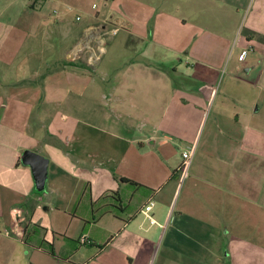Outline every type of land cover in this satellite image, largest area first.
Returning a JSON list of instances; mask_svg holds the SVG:
<instances>
[{
	"label": "crops",
	"instance_id": "crops-1",
	"mask_svg": "<svg viewBox=\"0 0 264 264\" xmlns=\"http://www.w3.org/2000/svg\"><path fill=\"white\" fill-rule=\"evenodd\" d=\"M69 1L0 0V264H264V0H133L155 29L119 14L140 56L99 68L107 15L82 36ZM27 149L55 195L31 243Z\"/></svg>",
	"mask_w": 264,
	"mask_h": 264
},
{
	"label": "rangeland",
	"instance_id": "rangeland-1",
	"mask_svg": "<svg viewBox=\"0 0 264 264\" xmlns=\"http://www.w3.org/2000/svg\"><path fill=\"white\" fill-rule=\"evenodd\" d=\"M145 2L147 1L145 0ZM145 2L144 4L142 3L136 4V2H134L133 0H70L69 1V3L71 4V7L73 8L70 13L71 14L70 19L73 20L75 23L84 24V26L80 28L82 36H86V32L84 29H85V26L88 25L87 23L88 16H87L86 11L92 8L94 12L98 11V14H101L102 17L104 15H107L105 22L101 21L97 23L95 26L90 27V30H91L90 32L92 33L97 32L101 34L102 39H104V42H107L105 46L107 52L102 56L101 62L98 65H96L97 68L101 66H108V67L125 66L133 62V60L139 58L140 55L136 54L134 51L129 50L125 47L127 33L123 26H120V25L118 26L117 24H115V17L117 16L121 17L124 14V12L131 13L132 10L140 9L137 12L140 14L141 17L142 16L144 17L146 15L148 16L152 15L150 19V25L148 28L151 30V33H153V30L155 29L154 16H156V10L153 9L154 11L151 10L152 12L151 11L149 12L147 10L149 6L145 5L146 4ZM93 4H95L94 7H93ZM151 4H153L152 6L154 8H159L158 6L160 5L158 0H153V3ZM57 13L58 12L55 11V14ZM119 14H122V15H119ZM132 14L136 19H140L139 15L134 14V13ZM76 16H78V19H81V20L77 21L78 19L76 20L75 18ZM129 20H131V16L129 17ZM116 28H119L118 33L115 35H112V30ZM80 36L81 35H79V37ZM95 43L96 42L93 41L92 45L94 46ZM62 50H63V47L59 49V52H61ZM65 57L66 55L64 54L61 58H57L59 60L58 64L60 66H72V65L85 66L86 65L83 59H76L75 61H68ZM180 57L184 59L183 56H180ZM180 57L167 56L166 59H163L162 53L160 54L159 52H157V57L155 61L158 64L159 60L162 59L164 61L163 64L165 66L173 67L174 65L179 64ZM55 63H56V58H55ZM56 65L57 63L55 64V68H56ZM181 80L182 79H178V81H181ZM61 109L64 112H67L66 105H63ZM40 154L44 155L43 153H40ZM19 164H21L23 167H27L21 162V160H19ZM66 190L69 192L68 194H70L71 188H67ZM29 199H31L35 203L36 206L37 205L42 206L41 209H39L35 215V222H36L35 224L40 225L41 219L39 216L41 215L46 216L48 214V212L46 213L44 208L50 207L51 204L53 205L51 200L55 201V195L50 194L47 187L43 191H37L36 188L33 187V189L29 193Z\"/></svg>",
	"mask_w": 264,
	"mask_h": 264
},
{
	"label": "water",
	"instance_id": "water-1",
	"mask_svg": "<svg viewBox=\"0 0 264 264\" xmlns=\"http://www.w3.org/2000/svg\"><path fill=\"white\" fill-rule=\"evenodd\" d=\"M21 161L24 165L30 166L36 190L43 191L46 188L49 158L36 151L27 149L22 153Z\"/></svg>",
	"mask_w": 264,
	"mask_h": 264
},
{
	"label": "trees",
	"instance_id": "trees-1",
	"mask_svg": "<svg viewBox=\"0 0 264 264\" xmlns=\"http://www.w3.org/2000/svg\"><path fill=\"white\" fill-rule=\"evenodd\" d=\"M31 6L33 7V5L31 4ZM21 160V159H20ZM22 162V161H21ZM119 181H123V182H128L132 185H136V186H142L141 184L139 183H136L132 180H129L127 178H123V177H120L119 178ZM112 197H115L116 198V194L115 192H112ZM27 233H26V237H25V241L27 243H31V240L33 238H38V235L41 234V231H44L45 229L43 227H41L40 225H37V224H33L31 226V228L29 226H27ZM30 237V238H29ZM38 245L41 246V247H47L48 248V251L53 254V247H52V244H49L48 242H46L43 238L40 237V239H38Z\"/></svg>",
	"mask_w": 264,
	"mask_h": 264
},
{
	"label": "built area",
	"instance_id": "built-area-1",
	"mask_svg": "<svg viewBox=\"0 0 264 264\" xmlns=\"http://www.w3.org/2000/svg\"><path fill=\"white\" fill-rule=\"evenodd\" d=\"M118 31H119V28L113 29L112 35L117 34ZM193 154H194V150L191 147L185 148L184 151L182 152L183 163H182L181 169L184 175H187L188 173V169L191 164ZM151 209H152V202L149 205L145 206L144 212L148 213ZM148 216L151 218L152 222H155V220L150 215Z\"/></svg>",
	"mask_w": 264,
	"mask_h": 264
}]
</instances>
